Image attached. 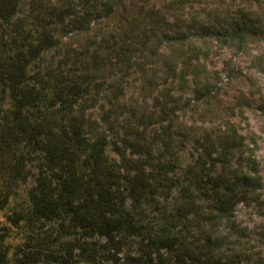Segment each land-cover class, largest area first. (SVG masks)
<instances>
[{
    "label": "trees",
    "instance_id": "trees-1",
    "mask_svg": "<svg viewBox=\"0 0 264 264\" xmlns=\"http://www.w3.org/2000/svg\"><path fill=\"white\" fill-rule=\"evenodd\" d=\"M22 2L0 0V264H264L247 246L264 243V226L235 227V206L258 198L263 182L237 127L203 129L182 180L169 159L175 136L184 144L191 134L171 124L173 85L211 97L198 65L210 25L196 11L184 16L191 0L157 9L148 0H30L17 16ZM249 15L224 21L235 51ZM112 16L114 29L93 30ZM67 36L74 42L43 71L44 53ZM139 57L164 70L158 114L121 102L122 83L145 66ZM251 62L264 75V57ZM151 210L159 220L147 225Z\"/></svg>",
    "mask_w": 264,
    "mask_h": 264
},
{
    "label": "rangeland",
    "instance_id": "rangeland-1",
    "mask_svg": "<svg viewBox=\"0 0 264 264\" xmlns=\"http://www.w3.org/2000/svg\"><path fill=\"white\" fill-rule=\"evenodd\" d=\"M167 1L170 0H148L146 7L157 9ZM29 2L30 0H23L21 12L17 16L28 15ZM190 3L191 7L187 6L183 10L184 16H188V12L196 11L201 14L200 18L206 22L205 24L210 25L202 35V47L205 54L202 51L203 54L199 58L198 65L210 75L212 80L210 82L211 97L208 101L198 100L190 82L181 88L176 86L180 83L173 85L177 105L176 111L172 115L171 124L173 127H180L181 130L188 127L191 134L186 138L184 144L180 143L181 136H175L172 142L173 154L169 159L178 164L176 172L182 180L186 165L193 163L197 154L195 138L202 133L203 129L218 127L225 121L232 122L245 137L247 147L252 151L251 158L256 161L263 179L262 187L256 192L258 198L255 199V196H252L248 201H241L235 206L236 232L241 233L244 229L249 233L250 229H256V227L259 232V225L264 226V75L252 66L251 61L256 56L264 57V0H191ZM241 11L250 14L251 20L246 25L249 30H246L244 48L238 52L234 48L237 45L233 44L232 47H229L224 44L225 36L222 35L225 30L224 21H227L229 17L239 19ZM117 19L116 16H112L107 20H99L94 23L93 30L96 29L100 32L109 28L114 29ZM216 22L218 25L216 24L213 28L212 26ZM59 38V46L50 49L43 55L40 63L43 66V71L53 68L61 58L65 47L75 40L68 36ZM163 51L167 52L168 50L163 49ZM138 59L145 66L142 65V70H138V68L136 71L132 70L134 72L128 76L126 83H122L124 96L121 102L125 103L128 108L136 107L158 114L159 107L156 105V101L163 95L162 89L167 87V84H161V79H163L161 73L164 70L158 63L147 64L151 63V58L139 57ZM193 63L194 61H192ZM189 77L187 76L186 79L189 80ZM178 79L180 78L176 80ZM95 110L94 113L97 115L98 109ZM107 152L110 156H115L111 147L107 148ZM32 184L33 182L30 181L22 186V189L25 190ZM162 206L160 205L158 210ZM158 210H151L144 214V220L149 217L147 225L151 221L159 220ZM4 213H6V209H0V221H3ZM184 223L186 225L187 222ZM190 223H187L189 228L194 226ZM11 231L12 234L8 242L10 249L13 250L18 239L15 238V230ZM249 245L264 256V243L255 238L247 243V246Z\"/></svg>",
    "mask_w": 264,
    "mask_h": 264
}]
</instances>
